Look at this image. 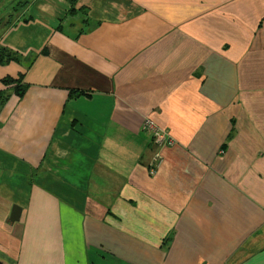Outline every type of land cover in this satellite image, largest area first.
Instances as JSON below:
<instances>
[{"label": "crops", "instance_id": "obj_1", "mask_svg": "<svg viewBox=\"0 0 264 264\" xmlns=\"http://www.w3.org/2000/svg\"><path fill=\"white\" fill-rule=\"evenodd\" d=\"M68 1L0 31V264H264V0Z\"/></svg>", "mask_w": 264, "mask_h": 264}, {"label": "trees", "instance_id": "obj_2", "mask_svg": "<svg viewBox=\"0 0 264 264\" xmlns=\"http://www.w3.org/2000/svg\"><path fill=\"white\" fill-rule=\"evenodd\" d=\"M30 0H11V5L15 3L16 6L20 7L19 10L23 6H25ZM69 8L67 10V14L76 13L77 11H81L84 14L83 21H88L89 17L87 16L88 7L83 5V3L78 4V0H69ZM18 4V5H17ZM15 10V6H13ZM19 13V12H18ZM14 14L11 12H7L0 19V29L13 24L14 21L10 17ZM20 54L15 52L14 50L3 46L0 44V65L8 64L10 61L19 60ZM2 83L5 86L4 89H0V104L4 102L9 96L10 92H15L18 95H21L25 84L23 83V75L18 74L16 78L10 76H4L2 79ZM87 95L85 91H71L70 97L73 96H85Z\"/></svg>", "mask_w": 264, "mask_h": 264}, {"label": "rangeland", "instance_id": "obj_3", "mask_svg": "<svg viewBox=\"0 0 264 264\" xmlns=\"http://www.w3.org/2000/svg\"><path fill=\"white\" fill-rule=\"evenodd\" d=\"M129 1H130V0H127V6H129V4H128ZM123 2H124V0H122V3H123ZM99 4H100V5H104V4H105V1H104V0H100V1H99ZM17 5H18V4H17ZM13 6H15V10H14ZM19 8H20V7L16 6L15 3H13V4L11 5V0H0V19H1V17H3V15H4L5 13H7V12H11V13H13L14 15H13L12 17H10V18L13 19V21H14L16 15H17L18 12H19ZM1 30H2V29H0V31H1ZM149 122L151 123L152 126H154V123H153L151 120H150Z\"/></svg>", "mask_w": 264, "mask_h": 264}, {"label": "water", "instance_id": "obj_4", "mask_svg": "<svg viewBox=\"0 0 264 264\" xmlns=\"http://www.w3.org/2000/svg\"><path fill=\"white\" fill-rule=\"evenodd\" d=\"M20 212H21V208L19 206L12 205L8 217L9 221L12 223L17 221L19 219Z\"/></svg>", "mask_w": 264, "mask_h": 264}, {"label": "built area", "instance_id": "obj_5", "mask_svg": "<svg viewBox=\"0 0 264 264\" xmlns=\"http://www.w3.org/2000/svg\"><path fill=\"white\" fill-rule=\"evenodd\" d=\"M146 125H148V126H150V127H153L149 121H146ZM154 131H156V130L154 129ZM161 139H162V136L156 134V142L159 143V141H160Z\"/></svg>", "mask_w": 264, "mask_h": 264}]
</instances>
